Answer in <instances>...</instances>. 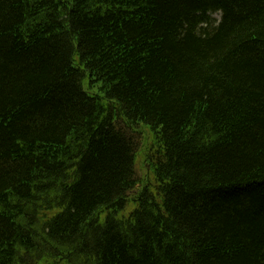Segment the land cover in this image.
I'll return each instance as SVG.
<instances>
[{
  "label": "trees",
  "instance_id": "1",
  "mask_svg": "<svg viewBox=\"0 0 264 264\" xmlns=\"http://www.w3.org/2000/svg\"><path fill=\"white\" fill-rule=\"evenodd\" d=\"M0 264H264V0H0Z\"/></svg>",
  "mask_w": 264,
  "mask_h": 264
},
{
  "label": "rangeland",
  "instance_id": "2",
  "mask_svg": "<svg viewBox=\"0 0 264 264\" xmlns=\"http://www.w3.org/2000/svg\"><path fill=\"white\" fill-rule=\"evenodd\" d=\"M216 18L220 17L219 14H215L214 15ZM145 136H146V139L148 140L149 137H150V132L148 130H145ZM138 173L141 177H146L147 174H146V167L141 163V157L139 156V166H138ZM131 207V206H130ZM130 207H128V209H130Z\"/></svg>",
  "mask_w": 264,
  "mask_h": 264
}]
</instances>
